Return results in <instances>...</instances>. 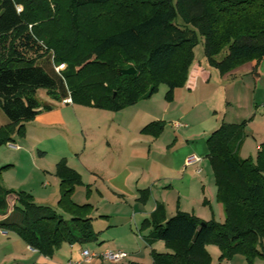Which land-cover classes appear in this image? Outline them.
Listing matches in <instances>:
<instances>
[{
  "label": "trees",
  "instance_id": "obj_1",
  "mask_svg": "<svg viewBox=\"0 0 264 264\" xmlns=\"http://www.w3.org/2000/svg\"><path fill=\"white\" fill-rule=\"evenodd\" d=\"M35 1L0 0V106L10 122L0 129V145L11 141L16 127L22 135L23 122L66 99L118 111L150 98L163 83L171 101L185 83L201 38L205 57L222 72L254 62L255 73L264 60V0H66L73 45L87 54L75 74H63L45 44L51 23L29 27L46 14L32 11ZM128 64L135 66V74L119 75ZM40 89L56 104L42 102ZM245 125L222 121L206 140L224 221L205 222L185 212L166 218L164 207L157 205L142 226L152 227L150 239L165 242L167 251H153L152 264H211L209 243L221 250L220 260L237 253L249 261L264 257V143L255 161L241 158ZM55 176L58 209L0 183V216L7 214V197H16L0 227L46 257L63 244L83 246L100 237L92 224V205L72 201L83 185L80 174L63 159Z\"/></svg>",
  "mask_w": 264,
  "mask_h": 264
},
{
  "label": "rangeland",
  "instance_id": "obj_2",
  "mask_svg": "<svg viewBox=\"0 0 264 264\" xmlns=\"http://www.w3.org/2000/svg\"><path fill=\"white\" fill-rule=\"evenodd\" d=\"M65 6L66 0H36L32 11L39 9L46 14L29 27L51 23L52 28L45 30L44 35L47 50L55 57L56 70L75 74L85 65L83 59L87 51L73 45L74 34ZM18 10L22 11V6L19 5ZM38 14L39 11L34 13L35 17ZM131 67L135 69L132 64L124 69ZM196 68L201 71L195 72ZM253 69L254 62H246L222 72L205 57L201 38L193 48L185 83L174 90L171 101L166 99L168 88L162 83L150 98L118 111L59 103L54 110L61 112L63 124L38 123L37 116L47 113L42 112L22 123V135L17 134L16 127L11 141L0 145V183L12 192L30 194L37 204L58 209L56 164L64 159L68 167L82 173L83 185L76 188L75 196L81 203H91L92 213L97 217L93 227L98 230L109 220L101 217L102 213L118 224L105 232V242L87 243L75 248L74 253H81L83 249L98 253L100 245L113 244L127 254L124 263L151 264L150 248L138 238L147 235L152 227L137 229L141 222L137 216L149 211L154 202H162L167 214L185 212L205 222L224 221L213 170L200 150L207 149L206 137L222 119L245 121L239 155L255 161L256 143L264 142V106L260 109L256 106L259 91H264V60L256 64L259 76ZM37 92L42 102L56 104L44 90ZM181 123L186 124L187 129L175 127ZM9 124L0 106V129ZM255 126L257 138L245 132ZM191 142L199 153L192 151L179 170H173L176 159L178 161L184 153V146ZM170 177L179 180L172 184L176 191L171 190ZM118 182H127L130 193L126 196L100 193ZM15 200L8 201L11 210ZM66 249L72 250L68 244H63L56 251ZM154 249L166 252L167 245L160 241L155 243ZM260 250L264 252V239ZM206 251L211 264H264L262 256L249 261L239 253L220 260L221 250L212 243L206 245ZM87 262L84 264H101L96 258Z\"/></svg>",
  "mask_w": 264,
  "mask_h": 264
},
{
  "label": "crops",
  "instance_id": "obj_3",
  "mask_svg": "<svg viewBox=\"0 0 264 264\" xmlns=\"http://www.w3.org/2000/svg\"><path fill=\"white\" fill-rule=\"evenodd\" d=\"M200 71L201 70L199 68H196L195 72H200ZM256 75L259 76L258 71H256ZM255 85L257 86V84H255ZM256 86H255V91H254L255 94L257 93ZM255 97L257 98V96H255ZM258 98L259 99H257V101H256V106L259 107V109H260L261 108L260 106H264V91H259ZM65 105L68 106V105H71V103L70 104H65ZM36 121L38 123L44 122L46 124H51V123L63 124L64 123V119H63V117L61 115V112H59V109L58 110H53L51 112L43 113V114L37 116V120ZM222 121L226 122V123H229V124H239V123H241L240 121H237V120H234V119L232 121H229V122L225 121L224 119H222ZM257 124L260 125L259 120L257 121ZM175 127H177L178 129H181V128L182 129H187V125L186 124H182V123L181 124H175ZM245 132H247V134L249 136H251L253 138H255V137L257 138V135H258L257 132L258 131H257V127L256 126L253 129H247ZM207 138H208V136L206 137V140H207ZM121 143H123V140H121ZM262 143H264V142H262ZM107 144H109V142H107ZM261 144L258 145V143H256V150H258V148H259V146ZM184 147H185L184 148L185 150H184V153H182V157L179 158L178 161L176 159L175 163L173 164V166H174L173 170H175V171L179 170L180 166L183 164V162H184L185 158L187 157V155L193 154L192 151L193 152L196 151L197 153H199V150L197 148L193 147L192 142L189 143L187 146H184ZM202 150H204V152ZM200 151H201L200 154H202V155L204 154V156L207 157V149H203L202 148ZM70 168H72L73 170L78 172L80 174V176L82 177V173H81V171H79V169H76L75 167H70ZM175 181L177 182L179 180H177V179H175L173 177L169 178V183H170V187H171L172 191H176L175 187L172 186V184ZM180 182H182V181H180ZM84 184H85V181H84ZM82 189H84V188L82 187V188H80L78 190L79 194L81 193ZM75 192H74V195L72 197V201L75 204L82 205L84 203H89V202L81 203L78 200H76ZM89 193H91V191H89ZM100 193L101 194L109 193L110 195H113V196L114 195L126 196L125 194L130 193V192H129V188H128V183L127 182H121V183L118 182V184L113 185L112 188L107 187V188H105L104 191L101 190ZM11 198L16 199V197L14 195H10V196L7 197V203H8V201ZM157 205H162L164 207L166 218H169V217L174 215V214L173 215L172 214H167L166 206L162 202L161 203L158 202V201L154 202V205L151 207V209L149 211H147L145 213L143 212V213L138 214L137 217L139 219V222L140 221L141 222L139 223V226H137V229L141 230V229L146 228L145 226H142V222L145 219L150 218L151 214L155 211ZM10 211H11V209L9 208V204H8L7 214L10 213ZM6 215L0 216V221L3 218H5ZM92 216L94 218L93 221H92V224H94L96 222V218L97 217L94 215V213H92ZM101 217H103V218H105L107 220L109 219V220L104 223L105 225H101L98 230L95 229V228L94 229L97 232H100V237H99L100 240L99 241L101 243H103L107 239V237H105V234H106L105 232L110 227L118 226V224L115 223L112 220V218L109 215L105 214V213H102ZM130 232L128 233V235H130ZM151 232H152V230L149 231V233L147 235L139 237L138 241H140L145 246L150 248L151 253L153 251H155V252H164L162 249H156V250L154 249L155 243L160 242V241H152L150 239V235H149ZM131 235H132V238H133V233L132 232H131ZM69 246L71 247L72 250L69 251V250L66 249V250H63V251H60V250L59 251H55L52 257H46V256L40 254L39 252H37L36 250L32 249L31 247H29L15 233H13L11 231H6V230H4V229H2L0 227V264H6V263L7 264H67L70 261H81L82 264H84V263H86V261L90 262L91 260L94 259V258L87 259V260L83 259L82 256H81L82 252L80 253V251H79L78 254L74 253L73 250L75 248H77V247H80L79 245H69ZM98 249L100 250V252H104V251H113V252L122 251V252H125L124 250L120 249L118 246L113 245V244H111V245H100V247H98ZM83 250H86V249H83ZM62 252H64V253H62ZM100 252H98V253H100ZM139 264H141V263H139ZM151 264H152V259H151Z\"/></svg>",
  "mask_w": 264,
  "mask_h": 264
},
{
  "label": "built area",
  "instance_id": "obj_4",
  "mask_svg": "<svg viewBox=\"0 0 264 264\" xmlns=\"http://www.w3.org/2000/svg\"><path fill=\"white\" fill-rule=\"evenodd\" d=\"M65 104H70L71 100L70 99H66L64 100ZM12 148H17L16 146H12L10 145ZM194 157V156H191ZM83 259H92V258H96L99 259L101 261V263H110V264H122L124 263V261L126 260L127 254L125 252L122 251H104V252H100V253H90L89 250H83L82 254H81ZM67 264H82L81 261H70Z\"/></svg>",
  "mask_w": 264,
  "mask_h": 264
},
{
  "label": "water",
  "instance_id": "obj_5",
  "mask_svg": "<svg viewBox=\"0 0 264 264\" xmlns=\"http://www.w3.org/2000/svg\"><path fill=\"white\" fill-rule=\"evenodd\" d=\"M135 72H136V70L133 67L128 68V69H119L118 70L119 75H134Z\"/></svg>",
  "mask_w": 264,
  "mask_h": 264
}]
</instances>
